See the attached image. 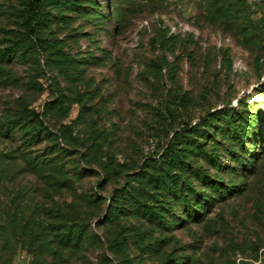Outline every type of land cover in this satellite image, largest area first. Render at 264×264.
I'll return each mask as SVG.
<instances>
[{
	"label": "rangeland",
	"instance_id": "1",
	"mask_svg": "<svg viewBox=\"0 0 264 264\" xmlns=\"http://www.w3.org/2000/svg\"><path fill=\"white\" fill-rule=\"evenodd\" d=\"M229 1L0 0V264H264V0Z\"/></svg>",
	"mask_w": 264,
	"mask_h": 264
},
{
	"label": "trees",
	"instance_id": "2",
	"mask_svg": "<svg viewBox=\"0 0 264 264\" xmlns=\"http://www.w3.org/2000/svg\"><path fill=\"white\" fill-rule=\"evenodd\" d=\"M40 1V0H38ZM208 2V7H209V13L212 14L213 17H215L216 19L218 18H228L230 14H232V12L234 11V4H232L229 0H225L223 2V0H207ZM32 19V20H31ZM29 19V26H32V23H34V19L35 18H31ZM37 20V18H36ZM241 114L240 113H236V112H233L231 114V116L229 118H226L225 114L223 116H218V115H213L211 117H205L203 118V120H205L206 118H208L207 122L203 123L201 121V123L199 124H196L195 126H192L190 128H187L189 130H191L190 134L192 136H186L184 138H181L180 140L178 141H181V143H185L186 145H191L192 148L189 150L190 155H193V156H201L202 158L204 159H207L211 162H216V163H219L218 162V155H214V154H217V153H220V146H215L211 149V153H209V150H206L205 149V146L202 145L204 142L203 141H200L198 139H206L207 138V135H209V132L207 131L206 128H204L202 125L205 124V125H208V126H212L213 127L215 126V128L217 129V131L219 130L221 132V134H226V135H229L230 136V139H231V142L233 144V147H236L238 146L237 143L240 141V138L243 136L246 137L247 135L246 134H241L242 130H244L242 127V122H241ZM223 121V122H221ZM177 135V134H176ZM178 136V135H177ZM200 137V138H199ZM174 143H178V142H174ZM173 146V145H172ZM175 148V146L173 147ZM171 147L170 150L173 149ZM176 149V148H175ZM177 151V150H176ZM228 151H230L231 153H234V148L230 149L228 148ZM180 155V156H179ZM182 154L179 153L177 151L176 153V156L173 155V157L170 158V163L173 164L174 167L176 168H180L182 170H185L186 168L187 169H192L194 168V166L191 165L192 168H190V165L188 162L185 163V160L182 158L181 156ZM240 159L241 162H243V159L242 158H238ZM191 164V163H190ZM146 173H149V172H146ZM199 175V174H197ZM200 177V176H199ZM202 180L204 181H207L210 185V187H212L213 189H217L219 191H221L222 193L224 192L223 188L224 186L221 185V181H216V180H212V179H209L206 175L203 174L202 177H200ZM175 179V178H174ZM160 180V177L159 175L157 176H150L149 178V181H159ZM172 182H169L168 185H167V188H166V178L164 177L163 179V183H164V187L165 189H167V191L171 192V193H174L176 195H180L177 200L181 199L182 197H184V200H186L185 202L187 203L186 204V207L188 205V208L190 206V203H189V200L190 198L188 197L187 193L184 194L182 192H180L179 188H178V185L177 183H175V180H171ZM179 181V180H178ZM176 181V182H178ZM158 183V182H157ZM189 188V185L187 187V184H186V187L184 188L185 190ZM230 188V187H229ZM131 194V193H130ZM209 195H205V196H202L200 198L201 200V206H205L207 203H209L208 199H209ZM156 200L158 198H155ZM117 201H119L118 199H116ZM156 206H148L147 207V210L146 212L148 214L151 215V217H158V215L160 216L161 215V212L159 211V208H155ZM157 207H162V205H157ZM198 207H190L189 212H194V211H197ZM163 216H160V218L158 219V221L160 223L163 222V219H162Z\"/></svg>",
	"mask_w": 264,
	"mask_h": 264
}]
</instances>
